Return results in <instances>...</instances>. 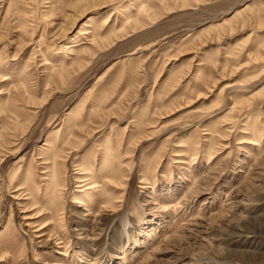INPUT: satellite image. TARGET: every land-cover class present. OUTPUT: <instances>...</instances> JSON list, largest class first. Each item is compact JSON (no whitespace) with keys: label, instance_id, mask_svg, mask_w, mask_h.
<instances>
[{"label":"rangeland","instance_id":"obj_1","mask_svg":"<svg viewBox=\"0 0 264 264\" xmlns=\"http://www.w3.org/2000/svg\"><path fill=\"white\" fill-rule=\"evenodd\" d=\"M0 264H264V0H0Z\"/></svg>","mask_w":264,"mask_h":264},{"label":"bare ground","instance_id":"obj_2","mask_svg":"<svg viewBox=\"0 0 264 264\" xmlns=\"http://www.w3.org/2000/svg\"><path fill=\"white\" fill-rule=\"evenodd\" d=\"M63 223H65V219H63Z\"/></svg>","mask_w":264,"mask_h":264}]
</instances>
